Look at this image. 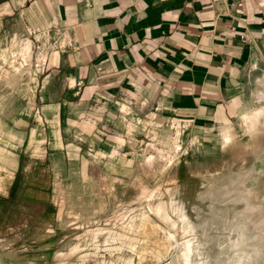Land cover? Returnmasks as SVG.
<instances>
[{
	"label": "crops",
	"instance_id": "0c3cea01",
	"mask_svg": "<svg viewBox=\"0 0 264 264\" xmlns=\"http://www.w3.org/2000/svg\"><path fill=\"white\" fill-rule=\"evenodd\" d=\"M262 111L264 0H0L2 200L91 220Z\"/></svg>",
	"mask_w": 264,
	"mask_h": 264
},
{
	"label": "rangeland",
	"instance_id": "374dc122",
	"mask_svg": "<svg viewBox=\"0 0 264 264\" xmlns=\"http://www.w3.org/2000/svg\"><path fill=\"white\" fill-rule=\"evenodd\" d=\"M250 120L203 160L145 148L149 166L131 190L85 222L62 207L0 199V264H184L187 241L190 264H264V111ZM175 207L192 232L183 233Z\"/></svg>",
	"mask_w": 264,
	"mask_h": 264
},
{
	"label": "bare ground",
	"instance_id": "6f19581e",
	"mask_svg": "<svg viewBox=\"0 0 264 264\" xmlns=\"http://www.w3.org/2000/svg\"><path fill=\"white\" fill-rule=\"evenodd\" d=\"M155 192V191H154ZM170 203V207H172V201H170L169 202ZM165 205V204H164ZM169 206V205H168ZM170 207H168V209H166V210H164L163 211V214H164V216L167 218V219H171V216H172V214L171 213H173V212H171L170 210H169V208ZM175 209H177L178 211H179V213H177V214H179V221H181V223L183 224V226H182V230L184 231L183 233H185V235H186V233L187 232H192L193 231V227H192V225L188 222V219H187V217L183 214V212L179 209V208H177V207H175ZM175 209H173V210H175ZM176 211V210H175ZM177 211V212H178ZM156 212H158V213H162V210H161V208L160 207H156ZM174 213H176V212H174ZM172 223L175 225L176 224V222H177V220L176 219H172ZM172 226V225H171ZM175 229V228H174ZM182 232V231H181ZM88 234H89V232L87 233V234H85L87 237H88ZM172 234V233H171ZM169 235V237H168V242H169V245H172L173 246V244L175 245V243H173V240H174V236L173 235ZM183 235V237H184V234H182ZM116 237V236H115ZM182 237V236H181ZM177 238V237H176ZM185 238H187L186 236H185ZM191 238V237H190ZM120 239V238H119ZM136 239V238H135ZM129 240V239H128ZM177 240V239H176ZM136 241V240H135ZM175 242V241H174ZM178 242V241H177ZM185 242V241H184ZM193 242V241H192ZM135 243V242H134ZM161 243V242H160ZM185 244V246H184V250L183 251H181V256H182V258L184 259V264H190V254H191V252H192V244L189 242V241H187L186 243H184ZM126 246V245H125ZM176 246V245H175ZM5 249V248H4ZM171 249V248H170ZM75 251H76V249H74ZM9 251V250H8ZM68 257H69V255H67ZM244 256V255H243ZM64 257V256H63ZM66 257V256H65ZM11 258V257H10ZM201 258V257H200ZM244 257H242V259H243ZM171 259V258H170ZM245 259V258H244ZM243 259V260H244ZM203 262V261H202ZM245 262V261H244ZM180 264V263H179ZM199 264H202V263H199Z\"/></svg>",
	"mask_w": 264,
	"mask_h": 264
},
{
	"label": "built area",
	"instance_id": "2783aa9c",
	"mask_svg": "<svg viewBox=\"0 0 264 264\" xmlns=\"http://www.w3.org/2000/svg\"><path fill=\"white\" fill-rule=\"evenodd\" d=\"M241 38H242L243 41H246L247 36L243 35Z\"/></svg>",
	"mask_w": 264,
	"mask_h": 264
}]
</instances>
